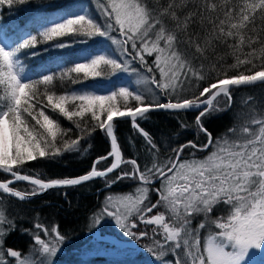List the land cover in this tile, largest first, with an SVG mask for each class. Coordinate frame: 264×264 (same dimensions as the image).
<instances>
[{"label": "snow or ice", "instance_id": "1", "mask_svg": "<svg viewBox=\"0 0 264 264\" xmlns=\"http://www.w3.org/2000/svg\"><path fill=\"white\" fill-rule=\"evenodd\" d=\"M26 2L0 0V264H54L66 240L58 226L34 216L25 230L33 241L30 251L6 247L16 230L13 200L30 201L95 179L106 189L135 182L130 193L106 196L93 224L110 218L125 236L150 238L143 247L155 255L154 264H246L251 250L264 249V102L257 108L249 95L243 100L250 106L247 119L219 135L204 124L210 114L233 108L234 90L264 86V0H95L94 14L82 4L66 6L36 34L13 41L3 9ZM64 36L80 39L26 51ZM95 37L109 47L58 73L31 74L30 59ZM221 47L231 50L233 63L209 66ZM105 67L110 75L146 70L154 95L164 99L146 100L145 93L125 86L108 94L87 86L54 90L57 79L83 83L102 77ZM155 111L194 112L191 123L178 122L194 138L165 146L140 123ZM125 120L133 133L128 143L139 141L142 152L125 153L117 135ZM98 133L108 149L83 174L41 178L27 169L66 153L88 154ZM21 182L30 188L20 189Z\"/></svg>", "mask_w": 264, "mask_h": 264}, {"label": "trees", "instance_id": "2", "mask_svg": "<svg viewBox=\"0 0 264 264\" xmlns=\"http://www.w3.org/2000/svg\"><path fill=\"white\" fill-rule=\"evenodd\" d=\"M81 4L85 7H89L94 14L95 0H28V2L24 4L14 5L11 10L5 6L3 9L4 27L14 33V35H12V40L15 41L20 37L26 36L29 32L36 34L40 26L61 16L62 12L57 11V9ZM73 39L79 40L80 38L64 36L47 43H40L36 49H28L26 51H40L44 48H50L52 44L61 41H71ZM97 41L102 43H97ZM105 42L103 38L95 37L94 40L89 41L87 44L75 43L71 47L52 49L34 59H30L28 61V66L31 68V74L33 75L49 71L58 73L62 69L74 67L77 59L82 53L94 52L97 48L102 47ZM149 62H151V58H149ZM213 62L222 63L226 68L228 64L233 63L231 50L222 47L217 49L215 53L210 55L207 63L210 66ZM110 71L109 68L105 67L102 77L89 78L83 81V83L77 84H72L67 78L64 80L57 79L54 81V90L57 94H63L80 86L97 83L112 76L110 75ZM249 95L256 98V107L259 108L261 102H264V86L255 85L234 90V97L237 103L234 104L233 108L229 111L210 114L204 121L205 127L215 136L224 132L234 123H242L247 119L250 108L249 105L243 103V100ZM194 115V112H181L177 114L167 111H155L150 113V118L148 120L140 121V123L150 130L155 138L163 142L165 146L169 143L175 146L180 142L194 138L190 130H181L178 123L181 120L191 123ZM61 119L64 126H69L70 122L63 118ZM176 133H180V135L177 136L175 135ZM132 134L131 125L126 120L118 125L117 135L120 138L126 154H136L138 151H143L139 141L135 145H130L128 143L127 138ZM195 138L200 141L204 139L203 136ZM92 145V148L86 155L82 156L79 153H66L64 156L58 157L55 160H38L31 162L27 165V169L33 175L39 173L41 178H62L83 174L91 167L93 159L98 155L104 154L108 149L106 138L102 133L96 135ZM135 186V182L123 180L113 185L111 189H106L104 181L96 179L81 186L52 189L30 201L19 202L18 200H13L12 205L15 212L14 219L16 221V230L12 231L7 237L5 241L6 247L21 250L24 253L30 251V245L33 241L25 230L32 227L34 216H38L46 225L51 224L52 226H58L59 231L66 235L62 250H60V252H63V255L57 254V258H61V256L65 254L69 255L72 248L90 246L91 243H88L90 240L89 236L94 230V226L92 225L93 213L97 212L102 207L106 196L132 192ZM18 187L25 190L30 188V185L21 182ZM64 192L67 193V196L63 195ZM199 219L200 218L197 217L193 223L195 224ZM101 226L100 229L104 228L103 223H101ZM95 233H97L98 237L111 236L121 240L113 236L116 233L111 230H97ZM117 234L121 237L123 236L122 233ZM149 236H151L150 230ZM147 241L149 244L151 242L150 238L135 241V243L136 245L139 243L140 246H143V244L146 245ZM103 243L108 244L105 241H103ZM137 247L139 248V246ZM96 259L98 260L99 258Z\"/></svg>", "mask_w": 264, "mask_h": 264}, {"label": "rangeland", "instance_id": "3", "mask_svg": "<svg viewBox=\"0 0 264 264\" xmlns=\"http://www.w3.org/2000/svg\"><path fill=\"white\" fill-rule=\"evenodd\" d=\"M40 28L41 26L39 27V29ZM107 47H109V44L108 42H105L102 47L97 48L94 52H98L102 48ZM112 47L114 48V46ZM89 53L91 52L82 53L77 59V62H85L81 58L86 57ZM136 67L139 68V65H136ZM146 77L148 78L147 80L145 79ZM86 86L87 90H95L98 94H108L109 90H118L120 86H125L129 87L130 91L139 90L145 93L146 100L163 99V97L159 95H154L155 88L154 85L150 83V74H148L143 69L139 70L138 75L119 72L105 80ZM81 88H85V86H80L74 90H79ZM149 89H153V92H149ZM119 195L121 194H115V196ZM222 211L223 209L218 210V212ZM101 223L104 224V228L102 229H100V227H102ZM101 223L99 225H94L92 219L94 230L90 233L89 236L90 240L88 243H91L90 246L82 248H72V250L70 249L71 252L69 253V255L65 254L64 256H61V258H57L56 255L53 258L54 264H154L156 260L155 255L153 253L147 252L143 247L145 246L144 244L143 246H140L139 243L136 245L135 240L125 236L112 219H104ZM97 230H111L112 232L116 233L113 236L118 237L121 240H118L114 237L112 238L110 236L109 238H107V241L105 237L97 236V233H95ZM117 233H122L123 238ZM103 241L107 242L108 244L103 243ZM146 245H148V241ZM137 246H139V248ZM58 254L63 255V252L58 251ZM96 258L99 259L97 260ZM170 258V256L165 257V259ZM246 264H264V249L251 250L250 256L246 258Z\"/></svg>", "mask_w": 264, "mask_h": 264}, {"label": "water", "instance_id": "4", "mask_svg": "<svg viewBox=\"0 0 264 264\" xmlns=\"http://www.w3.org/2000/svg\"><path fill=\"white\" fill-rule=\"evenodd\" d=\"M249 87V86H248ZM168 112V111H167ZM189 112H192V111H189ZM55 189H62V188H55ZM50 190H52V189H50ZM49 190H47L46 192H44L43 194H45V193H47ZM43 194H41V195H43ZM41 195H38V196H35V197H33V198H37V197H39V196H41ZM32 198V199H33ZM110 236H106L105 238H106V240L108 241V239L107 238H109ZM113 238V237H112Z\"/></svg>", "mask_w": 264, "mask_h": 264}]
</instances>
